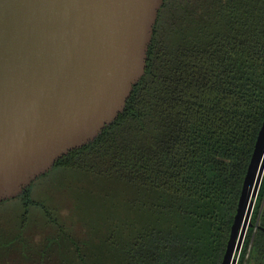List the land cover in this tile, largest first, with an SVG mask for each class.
<instances>
[{
  "label": "trees",
  "instance_id": "16d2710c",
  "mask_svg": "<svg viewBox=\"0 0 264 264\" xmlns=\"http://www.w3.org/2000/svg\"><path fill=\"white\" fill-rule=\"evenodd\" d=\"M263 122L264 0H164L123 112L0 201L16 264H221ZM238 264H264V177Z\"/></svg>",
  "mask_w": 264,
  "mask_h": 264
},
{
  "label": "water",
  "instance_id": "95a60500",
  "mask_svg": "<svg viewBox=\"0 0 264 264\" xmlns=\"http://www.w3.org/2000/svg\"><path fill=\"white\" fill-rule=\"evenodd\" d=\"M164 0H0V201L125 109ZM264 177V122L221 264H238Z\"/></svg>",
  "mask_w": 264,
  "mask_h": 264
},
{
  "label": "rangeland",
  "instance_id": "374dc122",
  "mask_svg": "<svg viewBox=\"0 0 264 264\" xmlns=\"http://www.w3.org/2000/svg\"><path fill=\"white\" fill-rule=\"evenodd\" d=\"M45 187L42 186V188H37L36 192L37 193H43ZM61 197H62L63 202H65L68 205L71 204V195L64 192V196L62 195ZM79 198L80 197H78V196L77 197L75 196V198H74L75 208L73 209L74 214L71 218V221H72V219H77L81 215V211L78 208H76V204H78ZM81 200L83 201V199H81ZM90 205H92V204H90ZM11 208H13V207L11 205H9L0 212V264H16V260L21 259V256H18L19 255V249L18 248L21 245L18 244V241H14L12 243V241L10 240V235L8 234L11 230V225H12V223H11V217H12L11 212L13 210ZM97 209H98V207L96 205H94L93 207L89 206L87 212H89L90 214H97ZM64 213H68L67 208H64ZM38 226H39V224H36V227H38ZM78 227H79L78 230H80L81 233L83 232L85 235L88 236L89 229L87 226H84V227L78 226ZM33 236H35V235H33ZM36 236H39V235H36ZM36 238L39 239V237H36ZM12 256H13V258L11 259L10 257H12Z\"/></svg>",
  "mask_w": 264,
  "mask_h": 264
}]
</instances>
